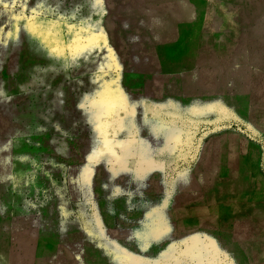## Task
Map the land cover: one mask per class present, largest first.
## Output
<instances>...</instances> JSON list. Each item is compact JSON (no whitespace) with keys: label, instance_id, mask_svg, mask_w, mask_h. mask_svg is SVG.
<instances>
[{"label":"rangeland","instance_id":"1","mask_svg":"<svg viewBox=\"0 0 264 264\" xmlns=\"http://www.w3.org/2000/svg\"><path fill=\"white\" fill-rule=\"evenodd\" d=\"M25 4L0 0V264H244L253 226H181L163 203L228 176L218 159L244 144L264 184V0H48L102 30L74 62L16 32ZM104 88L125 110L102 157Z\"/></svg>","mask_w":264,"mask_h":264},{"label":"snow or ice","instance_id":"2","mask_svg":"<svg viewBox=\"0 0 264 264\" xmlns=\"http://www.w3.org/2000/svg\"><path fill=\"white\" fill-rule=\"evenodd\" d=\"M99 2L100 0H98ZM25 8L26 4L20 13L11 17L16 32L19 33L21 29L18 25L22 24L23 30L39 39L45 47L49 46L50 39L53 40L55 47L50 48V54L55 57L70 59L74 62L101 48L102 42L98 37L103 35L102 30L90 23L89 19H81L79 24L68 23L69 20L76 19L75 11L70 17L64 16L59 13V7H51L48 0H37V4L31 9L30 15H24ZM49 13L54 14L56 19H47ZM64 30L70 38L66 45L63 42ZM12 39L11 32L7 35L0 34V44L6 45ZM104 46H106V41ZM66 52L67 55H65ZM98 96L100 98L92 100L89 106L93 123L97 132L100 133L97 151L102 157L107 154L115 155L114 149L120 146L115 144L112 139L114 135L113 124L116 122L119 112L125 110V106L122 101L109 98V92L106 88L101 89Z\"/></svg>","mask_w":264,"mask_h":264},{"label":"crops","instance_id":"3","mask_svg":"<svg viewBox=\"0 0 264 264\" xmlns=\"http://www.w3.org/2000/svg\"><path fill=\"white\" fill-rule=\"evenodd\" d=\"M251 152H252V149H251ZM246 157L247 156L244 157V155L238 156V157L234 156L233 157L234 165L231 167L229 158H225V155H223L218 160L220 161L223 160L225 163L228 164V168L231 169V173L228 176L214 181L213 178H211L212 176L210 174L206 175L202 179L201 184L198 183V185L196 186L197 190L191 187L192 188L191 191H189L186 194V196H190L191 198L190 199L186 198L182 203L178 205H174V206L169 205L171 200L169 199L168 201L167 199H165V198H168L169 195L164 196V200L166 203H163V205L165 206L166 210L173 212L174 215L176 216L179 215L180 220L178 221V223L181 224V226L185 225L186 227L187 226L193 227L194 225L200 224V222H206L207 227L208 228L210 227L211 229L222 228V227L225 229L226 226L229 227L232 222L233 223L237 222L239 224L238 227L242 226L243 224H245V226L251 225L254 227L255 225L254 220H252V217H251L252 212H255L258 210L259 213L261 212L262 214L263 212V215H264V197L260 196V194L264 192V188H259V189L257 188L256 183H261V181L260 179H258L256 176L252 174V169H250V167L246 165L245 163ZM248 161L252 162L251 159ZM242 165L248 169L249 175L252 179V183L248 185L243 184L242 186L238 188V190L231 192L228 190V185H229L228 183L231 178L236 180L237 182L240 181L241 183L242 181L246 179L245 174H242V171H239V168L240 167L242 168ZM229 187L231 189L230 185ZM204 191H206V199L202 201L201 203H199L198 198H194V197L197 195L200 196ZM180 195L182 196V193H180L179 196ZM218 195L224 196L222 198V201L227 200V202L230 201V199H232L233 195L239 196L243 200L242 203L246 204V205L244 204L245 208L239 214H234L231 217L229 215L220 216L216 214L214 211V209H216L214 206V201L216 200ZM184 203H186L187 205H185ZM188 204H190V206ZM203 206L204 207L206 206V207L204 208ZM203 210H205V213L201 214V211ZM240 228H244V227H240ZM253 239H256V238L254 237ZM251 240L252 239H250V241ZM235 250H236V255L239 258L240 262L247 264V259L245 255L247 253L246 251H248V244L244 247L239 248L238 250L237 249ZM113 258L118 259V254L114 256ZM262 260L264 259H261L260 261Z\"/></svg>","mask_w":264,"mask_h":264},{"label":"bare ground","instance_id":"4","mask_svg":"<svg viewBox=\"0 0 264 264\" xmlns=\"http://www.w3.org/2000/svg\"><path fill=\"white\" fill-rule=\"evenodd\" d=\"M250 153H251V149H247L246 145H243L242 150H241V156L244 155V157L245 156L249 157ZM239 171H242V174H245L246 179L244 181H242V183H241L240 181L237 182L236 180L231 178L229 180V183H228L231 186V189H230V187L228 185V190L231 192L238 190V188L240 186H242L243 184L248 185V184L252 183V179L249 175V171L245 166L242 165V168L240 167ZM230 181H231V183H230ZM218 182H220V181H218ZM256 186L258 189L264 188V184H261V183H256ZM204 192H206V191H204ZM260 196L264 197V192H262L260 194ZM223 197L224 196L218 195V197L214 201V206L216 208V209H214V211L216 214H218L220 216L229 215L231 217L234 214H239L245 208V206H244L245 203L244 204L242 203L243 200L241 197L233 195L232 199H230V201H228V202H227V200L222 201ZM211 199H213V198H211ZM251 217H252V220H254V224H255L254 225V237L256 239H252L250 241V243H248V251H246L247 253H246L245 257L247 259V264H258L261 259H264V215H263V212L261 214V212L259 213L257 210L255 212H252Z\"/></svg>","mask_w":264,"mask_h":264}]
</instances>
